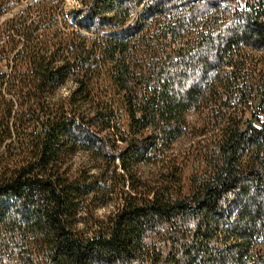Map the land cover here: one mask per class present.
<instances>
[{"label":"trees","instance_id":"obj_1","mask_svg":"<svg viewBox=\"0 0 264 264\" xmlns=\"http://www.w3.org/2000/svg\"><path fill=\"white\" fill-rule=\"evenodd\" d=\"M72 1L0 0V264H264V0Z\"/></svg>","mask_w":264,"mask_h":264},{"label":"rangeland","instance_id":"obj_2","mask_svg":"<svg viewBox=\"0 0 264 264\" xmlns=\"http://www.w3.org/2000/svg\"><path fill=\"white\" fill-rule=\"evenodd\" d=\"M71 1V2H70ZM73 3H75L74 1H72V0H69V4H73ZM67 9H68V7H67ZM15 11H16V9H14ZM8 15H4L2 18H1V20L2 19H4V18H6ZM61 92H63V94L64 93H67V90H63V91H61ZM247 118L250 116V111H247V113H246V115H245ZM82 160H83V157H82V155H76L75 157H74V161L76 162V165H80L81 164V162H82ZM107 209L106 208H100V209H98L97 210V214L98 215H104V214H106L107 213Z\"/></svg>","mask_w":264,"mask_h":264}]
</instances>
